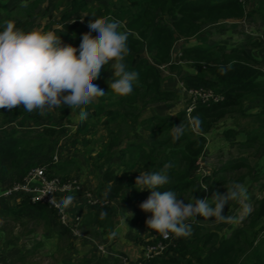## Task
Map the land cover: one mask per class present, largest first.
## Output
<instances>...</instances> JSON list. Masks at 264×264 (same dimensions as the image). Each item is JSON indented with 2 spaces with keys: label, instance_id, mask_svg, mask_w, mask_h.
<instances>
[{
  "label": "trees",
  "instance_id": "trees-1",
  "mask_svg": "<svg viewBox=\"0 0 264 264\" xmlns=\"http://www.w3.org/2000/svg\"><path fill=\"white\" fill-rule=\"evenodd\" d=\"M94 1L92 4L91 0H65V6L57 16L60 25L55 24L51 30L60 35L63 44L78 48L81 35L89 31V20L102 17L119 20L128 33L129 52L125 62L129 69L137 71L138 79L132 93L124 97L115 96L106 83L112 76L111 69L101 67L98 78L92 83L103 89L105 94L86 106L90 114L88 119L80 121L67 137V149L80 156L63 158L64 154L58 152L60 157L54 161L59 143L66 140L67 133L62 125L51 122L36 132L21 130L17 126L4 128V122L10 116L22 124L35 116V110L25 113L22 104L11 109L0 108V190L20 182L30 170L43 166L48 178L57 177L61 182L75 180L71 177L81 172L79 157L83 158L100 179L101 192L95 195L102 202L85 204L79 212V228L82 227L86 235L95 228H102L104 233L110 234L115 225L110 201L119 200L125 205L139 203L146 191L134 188L138 172L159 170L166 162L171 165L168 169L170 182L164 187L174 190L179 198H200L201 189L193 176L205 146L204 134L223 120L230 117L234 123L239 119L257 123L248 130L246 138L248 143L264 146V73L256 54L251 55L240 47L226 49L223 45L202 43L180 50L179 59L187 61L194 71L181 77L182 85L186 89L210 90L222 95L221 102L204 104L196 101L194 107L187 111L189 100L173 117H145L143 111L149 104L178 98L176 92L163 89L168 77L159 69L164 66L170 70L177 68L171 63V56L178 40L198 35L203 24L242 20L254 14L264 22V4L247 9L245 7L256 0L245 5L242 0ZM60 3L61 0L58 5ZM37 4L38 0H30L22 6L14 24L26 31L31 23L25 19L42 16L34 11ZM251 42L259 47L264 44V39ZM229 64V70L219 71ZM58 109L66 116L69 113L67 107ZM180 123L186 131L173 141L169 128ZM137 127L149 129L153 141L145 143L134 139L131 133ZM101 131L103 137H99ZM233 134L231 129L225 131L226 137ZM61 149L65 150L64 147ZM260 180H263L260 187L264 191V173ZM101 213L105 215L101 216ZM8 223L24 226L25 233L34 230L31 225H45L47 229L54 230L59 242L65 241L60 249L72 245L76 238L67 226L58 221L53 208L31 202L26 196L19 198L18 202L0 199L1 233H8ZM191 224L193 231L188 237L170 234L169 240L163 242L159 233L149 232L145 237L136 236L133 240L143 247L159 241L166 244L164 253L149 260V264H264V236L259 238L264 228V193L254 201V208L243 219L241 227L233 229L228 236ZM39 246L40 243L35 248ZM27 254L24 253L18 262ZM99 255L95 253L93 258L101 259ZM80 263L87 264L88 259L84 257Z\"/></svg>",
  "mask_w": 264,
  "mask_h": 264
},
{
  "label": "clouds",
  "instance_id": "clouds-1",
  "mask_svg": "<svg viewBox=\"0 0 264 264\" xmlns=\"http://www.w3.org/2000/svg\"><path fill=\"white\" fill-rule=\"evenodd\" d=\"M88 29L81 35L77 48L63 44L54 30L25 31L11 20L0 24V108L11 109L22 104L25 113L75 108L78 119L84 122L90 115L86 106L105 94L92 83L102 66H108L112 72L106 81L108 90L119 97L132 93L138 73L129 69L125 62L129 52L127 31L121 29L119 20L107 17L89 20ZM230 67V64L223 66L219 71L226 72ZM185 131L181 123L169 128L173 141ZM170 166L166 162L159 170L139 171L134 182L137 191L149 192L139 207L151 213L145 223L153 232L163 237L169 234L188 237L193 231L188 221L197 222V215L204 220L211 217L215 222H239L251 212L246 188L235 181L223 194L213 193L210 199L191 196L190 202H186L178 198L174 190L164 187L170 182ZM206 187L203 185L202 191H206ZM74 201L73 195L63 196L58 201L51 199L61 215L74 205ZM229 201L239 205L238 214L223 213ZM123 223L127 227L125 220ZM110 235L114 237L116 233Z\"/></svg>",
  "mask_w": 264,
  "mask_h": 264
},
{
  "label": "rangeland",
  "instance_id": "rangeland-1",
  "mask_svg": "<svg viewBox=\"0 0 264 264\" xmlns=\"http://www.w3.org/2000/svg\"><path fill=\"white\" fill-rule=\"evenodd\" d=\"M28 1L30 0H0V24H3V22L8 20L14 22L15 19L18 18L21 7ZM58 1L60 0H38L37 7L34 11L35 13L43 15L44 19H41V17L31 19L24 18L25 21H30L31 23L26 31L32 29L42 30L43 25L53 23L56 20L58 13L64 8V4L58 5ZM63 1L64 0H61V3ZM111 1L113 0H110V2ZM252 2L254 3L255 1ZM249 5L250 4H248V6ZM257 18L256 15H253L242 21H236V24L231 22V24H228L229 21L219 22L217 25L203 24L201 29L202 31L206 30L209 33V36L204 37L210 42V44H225L228 47L237 44L246 51H249L251 55L256 54L260 59L259 67L264 73V54L260 52L263 44L258 47L253 45L251 41H249V43H246L245 41L249 29L253 30V27L257 26L255 25V20H257ZM259 39L262 40V38ZM243 40L245 42H242ZM177 51L179 50L176 49L175 46L171 56V63L176 65L177 68L170 70L168 67L164 66L159 69L161 74L167 76L169 79V81H166V83L163 84V89L176 92L178 98L175 101H161L149 104L143 110L145 117L150 115H169L173 117L175 113L179 109H182L186 102L190 100L185 90L181 87L180 80L177 79V75L182 74L183 71H185V68L188 67V62L178 59L179 56L177 57V55H175ZM249 107H252V105H249ZM56 110L49 109L43 112L35 110V113H33L35 116H33L31 120L22 124H20L19 119L16 117L10 116L9 119L4 122V128H15L17 126L20 127L21 130H27L33 127L35 129H30L29 131L36 132L41 126L51 124V122L55 125H62V129H64L67 135L65 138L66 140H62L59 143V151H57L56 155L57 160L58 157H60L58 152L64 154L63 158H66L68 155L74 157L80 156L79 153L67 149L68 134L74 131L78 118H72L71 115L66 116L64 114L65 112L58 108ZM253 124L257 125V123H251L249 119H239L234 123L229 117L219 123L214 129L204 134L205 146L202 155L198 160V170L193 176L197 180L196 185H199L201 189L199 190L201 195L200 198L210 199L213 193L223 194L225 188L235 181L241 183L246 188L248 203L250 204L252 211L254 208V201L260 199L264 193L260 187L263 183V180H260V177L264 173V146L255 142L248 143L246 138V134L249 129L253 128ZM229 129L233 130L234 134L231 137H226L225 131ZM103 134L104 133L101 131L99 137H103ZM131 134L134 139L141 140L145 143L153 141L150 130L143 127H137V129ZM152 135L154 137H160L158 134ZM63 147L65 150L62 152L61 148ZM241 162L242 164L237 166H226ZM86 177L88 180H84L85 172H83L82 168L81 172L77 176L72 175L71 179L77 180L81 187L82 185L87 186V188H89V190H87L93 192V190H95L96 180L93 179V176L89 173H86ZM239 178L240 180H238ZM220 179L223 180L221 181ZM203 185L207 186L206 191H202ZM148 195L149 192L146 191L141 198V203L146 200ZM177 197L179 198L178 195ZM182 198L184 200L188 199V202H190L191 199L187 198V196ZM114 201L117 202V200ZM140 204L136 206L138 208L135 212L132 209H129L132 205L127 206L118 201V215L121 224L119 225V234L122 239H124V237H132L134 234L131 232L135 231L132 229L140 228L141 222L144 221L145 223L146 219L151 216V213H145L140 209ZM238 209L239 205L236 202L229 201L228 205H225L222 211L226 215L233 216L238 214ZM195 219L197 222H192L191 219H189V222L202 225L206 230L214 231L219 235L225 236H228L233 229L240 228L243 221L242 219L239 222H215L212 221L213 218L211 217H209L208 220H204L199 215H197ZM124 220L127 227L123 223ZM31 226H34V230L31 233H25L26 228H24V226L8 223L6 225V228L8 227L7 229H9L8 233L0 232V258L4 264H81L80 261L82 260V255H80V253L84 249H82V246L80 245H82L81 242L83 243L86 238H91L97 242V244H100L105 238L118 240L117 238L119 236V234H117L113 237L110 235L111 232L110 234H106L101 230L88 231L86 235V233L84 234L83 232V228L80 227L78 231H80L83 236L76 237L73 241V243L75 242L73 246L77 249L72 247V245L60 249L64 246L63 243H65V241L61 240L59 242L58 235L54 230L51 231L47 229L45 225ZM142 227L145 228L144 226ZM262 227H264V225H262ZM123 234L125 236H123ZM263 236L264 228L260 232L259 238L261 239ZM86 241L89 240L86 239ZM38 243H40V246L35 248ZM78 249L82 250L79 251ZM24 253L28 254L23 257L22 261L18 262L19 258ZM93 257L94 256H92L87 264H117V262L112 263L111 261V263H105L96 259L92 260Z\"/></svg>",
  "mask_w": 264,
  "mask_h": 264
},
{
  "label": "crops",
  "instance_id": "crops-1",
  "mask_svg": "<svg viewBox=\"0 0 264 264\" xmlns=\"http://www.w3.org/2000/svg\"><path fill=\"white\" fill-rule=\"evenodd\" d=\"M64 3H65V0L62 3H60V5L64 4ZM91 3L93 4V3H95V1L91 0ZM263 4H264V0H259V1L257 0L256 2L250 4L249 7H247V9L248 8L249 9L258 8V6L263 5ZM64 6H65V4H64ZM254 15H256L258 17L257 20H255V25H257V26L253 27V30L249 29V31L247 33L248 34L247 38H245L246 39L245 40L246 43H249V41H253V40L258 39V38L264 39V34H263L264 22L261 20L259 15H257V14H254ZM57 18L58 17H56V20L53 23H48V25L47 24L43 25L42 26L43 27L42 30L43 31L51 30L53 27H55L54 26L55 24L59 27L60 24L57 22ZM41 19H44L43 15L41 16ZM244 19H242V20H244ZM242 20H225V21H219V22H227V21H229L228 24H231V23L236 24L237 23L236 21H242ZM219 22H217V23H219ZM217 23L216 24L213 23V25H217ZM120 27H121L122 30H124V25L122 23H120ZM87 29H88V26H87ZM199 36H201V37H199ZM204 36H209V33L206 30L202 31V29H201L199 35H196L194 37H190V38L185 39L183 41L178 40L175 43V46H176V49H178L179 51H177V53H175V55H177V57H178L180 55V50L183 47L184 48L185 47H193V46H196V45H199V44H202V43H205L208 46H217V44H210V42H208L205 39ZM245 41L243 40L242 42H245ZM219 45H222V44H219ZM223 46H225L226 49H230L232 47H240L241 48V46L237 45V44L233 45L231 47H228L225 44H223ZM261 49L262 50L260 52H262L264 54V44L262 45ZM178 59H179V57H178ZM258 59H259V57H258ZM187 66L188 67L185 68V71H183L182 74L177 75V79L178 80H180L181 77L184 76L185 74H191V73L194 72L193 69L191 67H189V65H187ZM166 81H169V79L167 78ZM166 81H165V83H166ZM250 111L252 112L253 110L250 109ZM77 113H78L77 109L73 108L72 111L69 109L68 115H71L72 118H74V117L78 118V114ZM79 122H80V120L78 119L77 122H76V125ZM75 128H76V126H75ZM30 129L34 130L35 128L31 127ZM63 151L64 150H62V152ZM79 159H80L81 164H82L83 172H85V179L84 180H88L87 177H86V173L91 174L93 176L92 178L96 180L95 190H93V192H90V191H88L89 188H87V186L82 185V187H81V185H79L80 187H79L78 190L72 191V192H68V193L63 195V196L73 195L75 197L74 205L72 207H70L68 210L65 211L69 221H71L74 216L79 215L80 214L79 212H81V209L85 208L84 205L86 204L85 199H86L87 195H91V196H95L96 197L97 195H95V194H98L99 192H101L99 177L94 174L92 169L89 167L88 163L86 164V161L83 158L79 157ZM237 165H239V164L235 163V164H230V165H226V166H230L231 167V166H237ZM126 194H129V192H127ZM118 201L119 200H117V202L116 201H113V202L110 201V203H109V205L112 207L114 215H115V225H114V228L112 229L111 233L115 232L116 235L120 233V231H119V227L120 226L119 225H121L120 224V218H119V215H118ZM140 203H141V200H140L139 203L129 204V205L126 204V205L127 206L132 205V206L129 207V209H132L133 211L136 212V210L138 208L136 206L138 204H140ZM142 226H144L145 228H143ZM95 230L96 231H98V230L102 231V228H95ZM132 230H135V231L131 232L134 235L132 237H130V238L124 237V239H122L120 237V234H119V236L117 238L118 240H115V239L111 240L110 238L109 239L105 238L103 240V242L99 244L103 248H105L107 251L122 256V259L114 257L112 255H105V256L99 255V253L95 249V245L97 244V242H95L91 238L90 239L86 238L89 241H86V239H85L83 241V243L81 242L82 245H80V246H82V249H84V250L80 253V255H82V258L85 257L86 259H88V261L91 260V258H92L91 256H93L96 253L97 256L99 255L102 258L101 259L93 258L92 260H94V259L101 260V261H103L105 263H107V262H109V263L117 262V264H137L141 254H142L143 246L138 245L137 243H135L133 239L136 236L143 238L149 232H153V231L151 229L147 228L146 223H144V221L141 222L140 228H133ZM123 236H125V235L123 234ZM74 244H75V242L72 243V247H74L73 246ZM74 248L77 249L76 247H74ZM82 249H78V250L81 251ZM123 258L125 259V261H123Z\"/></svg>",
  "mask_w": 264,
  "mask_h": 264
},
{
  "label": "built area",
  "instance_id": "built-area-1",
  "mask_svg": "<svg viewBox=\"0 0 264 264\" xmlns=\"http://www.w3.org/2000/svg\"><path fill=\"white\" fill-rule=\"evenodd\" d=\"M250 0H242V4H246ZM181 87L190 98V105L187 108V111H190L196 101H199L204 104H208L210 102L218 103L223 100L222 95L214 94L210 90H194V89H186L182 83ZM57 158L54 156V161ZM79 184L77 180H71L67 182H61L57 177L48 178L45 174V167L34 168L30 170L25 177L20 182L14 183L12 186L0 190V199H13L18 202L19 198L26 196L31 202H39L42 204H46L49 207L53 208L57 213V219L62 224L67 226L73 233L75 237H81L83 234L80 233L79 230V220L80 215L74 216L71 221H69L66 213L63 215L59 214L53 203L51 202L52 198H55L57 201L62 198V196L68 192L76 191L79 189ZM86 204H101L102 202L95 196L87 195L85 199ZM161 240L167 241L169 237L161 236ZM159 241L154 244H146L143 247L142 254L137 262V264H149V260L159 257L165 251L166 244ZM96 251L102 255H112L114 257L122 259V256L111 253L103 248L101 245H95ZM123 261L125 259L123 258ZM0 264H4L0 261Z\"/></svg>",
  "mask_w": 264,
  "mask_h": 264
}]
</instances>
